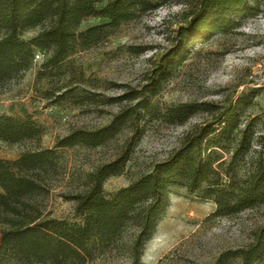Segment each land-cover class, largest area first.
<instances>
[{
    "label": "trees",
    "instance_id": "trees-1",
    "mask_svg": "<svg viewBox=\"0 0 264 264\" xmlns=\"http://www.w3.org/2000/svg\"><path fill=\"white\" fill-rule=\"evenodd\" d=\"M247 0H198L187 25L180 26L176 43L155 63L148 82L128 89L120 97L105 102L126 100L110 121L98 128H76L58 138L53 148L40 147L43 127L30 116L0 114V140L14 144L25 141L35 148L15 159L0 158V264H86L103 254L121 239L126 227L133 228L128 253L129 264H142L145 242L157 226L168 204L171 187L184 186L188 192L211 200V216H224L264 203V134L258 143L259 154L246 174L236 175L230 165L251 145L249 126L240 127L234 107L217 111L212 119L189 132L178 148L153 168L111 195L103 192V182L123 170L138 140L143 116L157 112L151 99L161 82L169 76L179 57L187 52L185 40L224 31L229 16L248 12ZM154 0H0V85L32 66L36 49L47 55L41 68L60 65L75 51L106 39L120 24L138 13L157 8ZM88 17L103 22L81 28ZM39 27L29 39L22 34ZM77 87L60 92L57 99L75 98L79 104L94 99V94ZM53 101V102H55ZM208 102H181L168 106L162 116L181 124L198 110H210ZM127 129L122 147L109 161L98 165L87 176L82 191L67 195L74 202L80 222L43 215L34 198L45 193L46 180L57 173V148L82 145L96 147ZM232 143L228 161L220 151ZM264 255V225L244 248L224 252L237 256L241 264H251Z\"/></svg>",
    "mask_w": 264,
    "mask_h": 264
},
{
    "label": "rangeland",
    "instance_id": "rangeland-1",
    "mask_svg": "<svg viewBox=\"0 0 264 264\" xmlns=\"http://www.w3.org/2000/svg\"><path fill=\"white\" fill-rule=\"evenodd\" d=\"M157 8L138 13L123 22L106 39L79 49L53 68H41L46 53L35 50L32 66L18 77L0 85V114L30 116L42 125L40 147L53 148L55 141L73 129L98 128L110 121L128 102H105L126 90L148 82L155 63L176 43L177 29L187 25L198 0H154ZM248 12L229 16L224 31H213L185 40L187 52L179 57L169 76L151 99L157 112H148L140 121L141 134L123 170L103 182L111 195L153 166L166 159L197 126L212 119L225 107L238 112L241 128L252 133L250 148L233 160L238 175L252 168L264 134V0H247ZM88 17L81 28L103 22ZM39 27L25 31L24 39ZM77 87L94 94V99L74 104L60 92ZM55 101V102H53ZM181 102H208L210 110H198L181 124L162 116L168 106ZM127 129L96 147L75 145L57 148V173L46 180L47 191L34 198L43 215L80 222L74 202L65 198L85 187L87 176L98 165L111 160L122 147ZM232 143L220 151L228 161ZM35 148V143H6L0 140V158L15 159ZM215 204L191 193L184 186L171 187L168 204L157 226L145 242L142 264H215L224 252L244 248L264 225V203L224 216H211ZM133 228L126 227L121 239L86 264H129L128 245ZM220 264H241L239 257H223ZM251 264H264V255Z\"/></svg>",
    "mask_w": 264,
    "mask_h": 264
}]
</instances>
